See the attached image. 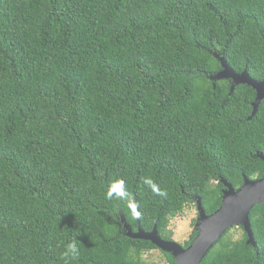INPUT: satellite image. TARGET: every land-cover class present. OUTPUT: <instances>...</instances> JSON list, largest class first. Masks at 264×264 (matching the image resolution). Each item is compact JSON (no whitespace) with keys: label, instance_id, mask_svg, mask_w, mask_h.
<instances>
[{"label":"trees","instance_id":"1","mask_svg":"<svg viewBox=\"0 0 264 264\" xmlns=\"http://www.w3.org/2000/svg\"><path fill=\"white\" fill-rule=\"evenodd\" d=\"M218 57L264 81V0H0V264H146L122 219L171 241L222 180L261 179L264 100L251 117ZM249 222L254 246L228 230L200 264H264V205Z\"/></svg>","mask_w":264,"mask_h":264},{"label":"water","instance_id":"2","mask_svg":"<svg viewBox=\"0 0 264 264\" xmlns=\"http://www.w3.org/2000/svg\"><path fill=\"white\" fill-rule=\"evenodd\" d=\"M218 60L221 70L212 77V80L230 81L231 92L239 85H247L252 88L256 94L252 104L251 117H253L259 104L264 100V81L252 80L245 71L237 74L228 67L224 58L218 57ZM257 157L264 162V155L258 154ZM221 183L225 190L221 205L213 214L206 215L200 200H197L199 226L195 229L196 237L187 248H183L176 242L163 240L158 235L156 228L149 233L140 229L133 232L122 219L126 236L135 240L151 242L161 252L169 253L175 260V264H200L214 245L233 227H242L247 236V244L254 246L249 215L255 206L264 205V174L259 180L244 178L242 187L237 191L225 180H222Z\"/></svg>","mask_w":264,"mask_h":264},{"label":"rangeland","instance_id":"3","mask_svg":"<svg viewBox=\"0 0 264 264\" xmlns=\"http://www.w3.org/2000/svg\"><path fill=\"white\" fill-rule=\"evenodd\" d=\"M213 185L214 183H211V186ZM198 220L199 215L196 204H188L180 215L171 219L169 222L168 230L171 233V241L183 247L185 242L189 240L192 231L198 228ZM242 235L243 229L233 227L230 229L227 237L232 241H237ZM141 259L146 264H167L166 258L160 250L143 253Z\"/></svg>","mask_w":264,"mask_h":264},{"label":"clouds","instance_id":"4","mask_svg":"<svg viewBox=\"0 0 264 264\" xmlns=\"http://www.w3.org/2000/svg\"><path fill=\"white\" fill-rule=\"evenodd\" d=\"M144 183L150 187H153V190H155V186L153 185L151 179L145 180ZM157 194L161 196L166 195V193L164 192H157ZM106 195L108 199H112L113 195H115L116 197L127 200L128 193L125 182L123 180L113 181L112 184L109 186ZM78 256H79V250L75 244H69L66 250L62 253V258H64L65 260L76 259L78 258Z\"/></svg>","mask_w":264,"mask_h":264}]
</instances>
